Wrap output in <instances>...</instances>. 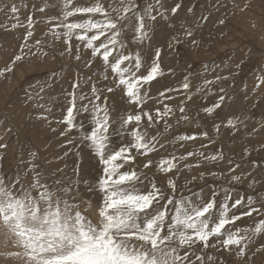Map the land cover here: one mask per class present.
Instances as JSON below:
<instances>
[{
	"label": "snow or ice",
	"instance_id": "1",
	"mask_svg": "<svg viewBox=\"0 0 264 264\" xmlns=\"http://www.w3.org/2000/svg\"><path fill=\"white\" fill-rule=\"evenodd\" d=\"M29 7L21 20L22 8ZM232 7L247 11L250 2ZM214 8L223 10L217 22L226 25L229 5L217 0ZM180 9L179 3L168 9L162 0H41L31 5L0 0V29L23 30L16 50L7 59L0 55V77L14 74L28 57L59 63L48 69L49 79L29 83L25 96L43 109L35 120L61 138L63 153L57 159L73 158L70 174L66 163L51 174L41 171L38 152H31L27 162L22 159L11 175L0 167V255L8 264H220L223 254L233 256V264H256L257 257L264 264V199L257 193L233 198L232 185L245 178L237 174L242 165L226 158L222 148L206 154L203 149L215 143L207 130L167 135L194 122L187 114V103H195L187 94L193 87L189 77L152 94L162 78L175 75L173 67L165 72V57L185 43L199 46L193 28L177 31L170 22ZM210 15L199 21L207 23ZM160 21L169 29L162 40ZM38 28L42 38H37ZM228 79L215 75L195 91L207 95L210 86ZM62 80L70 88L64 90L62 117L53 120L52 109L40 101ZM261 85L264 77L255 87ZM178 97L173 108L169 102ZM226 98V89L219 87L204 114L219 117ZM241 125L247 128V121L235 113L223 124L233 133ZM3 129L19 138L7 121ZM213 129L218 135L221 124L214 122ZM196 141L207 143L196 151H178ZM8 150L0 136V152ZM257 151H264V144ZM244 153L251 155L248 149ZM225 159L226 171L206 169L178 185L186 172ZM251 165L264 167L258 161ZM198 181L204 186L193 190ZM255 184L252 179L250 186ZM245 218L253 223H238Z\"/></svg>",
	"mask_w": 264,
	"mask_h": 264
},
{
	"label": "rangeland",
	"instance_id": "2",
	"mask_svg": "<svg viewBox=\"0 0 264 264\" xmlns=\"http://www.w3.org/2000/svg\"><path fill=\"white\" fill-rule=\"evenodd\" d=\"M7 2L12 3L13 0H7ZM162 2L168 9L177 3L181 4L180 11L175 17L170 18V22L176 25L177 31H181L183 27L193 28L199 41L198 47H190L185 43L175 49L173 54L165 57L163 65L165 72L167 73L169 67H173L176 69L175 75H166L152 89L154 95L157 89H162L164 86L177 87L186 75L193 85L187 94L193 96L195 103H187V114L194 122L181 124L167 135L172 137L183 132L207 130L215 139V143L203 149L206 154H212L222 148L226 158L242 165L241 169H237V174L243 172L245 178L243 182L232 185L233 198H236V195L246 196L257 193L259 198L264 199V167L253 168L251 165V161L264 163V151H257L261 144H264V85L260 88L255 87L257 78L264 77V0H222L229 5L226 25H219L217 22L218 18L224 15L223 10L217 11L214 8L217 0H162ZM246 2H250V8L247 11L241 12L232 7L233 3L243 6ZM24 3L40 4L41 0H24ZM189 8L193 11L189 12ZM30 11L31 7L22 8L21 20ZM233 12L235 15H232ZM209 13L211 15L207 23L199 21L202 15ZM0 22H4L2 13H0ZM22 31V29L13 31L0 29V55L3 59H7L16 50ZM168 32L167 24L160 21L157 25L158 37L162 40ZM37 38H42L39 28ZM236 64L241 65L239 70L235 68ZM2 66L0 64V67ZM59 66L57 62H44L28 57L14 69V74H8L6 79L0 77V136H3L9 143L7 153L0 152V156L3 157L0 160V167L9 175L21 166L22 159L27 162L31 158V152L39 153L36 162L40 165L41 171L51 174L57 167H64L66 163L68 166L66 171L71 173L73 158L57 159L63 153L60 146L61 138L52 133L47 124L35 120V114L43 109L36 107L34 103L29 104L25 96L29 83L49 79L46 75L48 69L59 68ZM205 66L209 69L207 72ZM96 70L99 71L98 68ZM221 74L229 76V79L210 86V90H206L207 95L195 91L196 88L203 86L205 79H212L213 76ZM219 87L226 89V106L220 110L219 117L215 114L208 117L204 114L203 107L210 105L217 98ZM69 88L70 84L66 81L56 82L49 94L45 95L44 101H40L44 103L45 108L52 109L50 119L55 120L62 117L60 105L65 103L64 90ZM181 98L178 97L177 100L169 103L176 108ZM152 105L153 102L149 100V108H152ZM234 113L244 117L247 121V128L241 125V131L237 133L223 126L225 119ZM177 115H179L178 111ZM6 121L13 128L14 133H20L19 138L4 131L3 124ZM214 122L221 124L218 135L213 129ZM52 127L56 125L53 124ZM158 127L162 128V125ZM253 127L257 129L254 132L251 131ZM201 143H207V141L189 142L186 149H178V151H196ZM245 149H248L251 155H245ZM228 167L227 159L219 163L209 162L201 169L186 172L178 180V185L183 184L185 179L192 175H198L200 171L206 169L226 171ZM249 171L252 172V177L246 175ZM155 176L161 185L166 183L159 172H156ZM252 179L256 181L255 187L250 186ZM204 183L198 181L196 185H192L193 190L204 186ZM205 190L207 192V188ZM238 223L251 225L253 222L245 218ZM234 259L233 256L223 254L220 264H233ZM260 259L261 257H257L256 264H260ZM0 264H8L2 255H0Z\"/></svg>",
	"mask_w": 264,
	"mask_h": 264
}]
</instances>
